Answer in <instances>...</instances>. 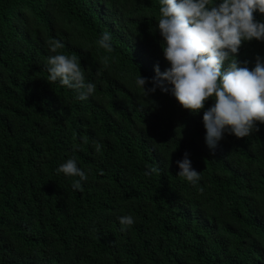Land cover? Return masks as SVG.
Listing matches in <instances>:
<instances>
[{"label":"trees","instance_id":"obj_1","mask_svg":"<svg viewBox=\"0 0 264 264\" xmlns=\"http://www.w3.org/2000/svg\"><path fill=\"white\" fill-rule=\"evenodd\" d=\"M158 16L159 0H0V264H264V124L210 150L204 109L135 87L168 67ZM50 41L94 96L45 79ZM257 55L254 38L237 59L251 69ZM186 151L196 185L176 175ZM71 156L82 192L55 171Z\"/></svg>","mask_w":264,"mask_h":264},{"label":"clouds","instance_id":"obj_2","mask_svg":"<svg viewBox=\"0 0 264 264\" xmlns=\"http://www.w3.org/2000/svg\"><path fill=\"white\" fill-rule=\"evenodd\" d=\"M264 0H159L158 30L161 48L168 67L164 71L154 66L155 76L135 77V87L144 96L168 92L192 113L204 109L202 122L204 142L214 150L224 135L237 138L249 136L258 130L256 122L264 124V57L257 55L249 69L237 54L243 42L264 41ZM111 34H100L97 44L111 48ZM52 55L46 59V80L59 83L74 93L77 101H86L95 95L96 84L86 79L85 71L75 56H66L58 49L60 41H50ZM146 83L151 87L145 88ZM212 102L205 108V103ZM186 151L176 161V175L196 185L201 179ZM57 174L76 178L71 188L83 191L88 172L78 166L74 156L68 157L55 169ZM155 171V169H153ZM203 189H201L202 191ZM120 231H127L134 223L132 215H118Z\"/></svg>","mask_w":264,"mask_h":264}]
</instances>
